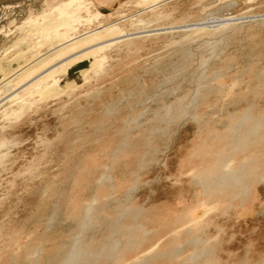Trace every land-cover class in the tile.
I'll use <instances>...</instances> for the list:
<instances>
[{
  "label": "rangeland",
  "instance_id": "rangeland-1",
  "mask_svg": "<svg viewBox=\"0 0 264 264\" xmlns=\"http://www.w3.org/2000/svg\"><path fill=\"white\" fill-rule=\"evenodd\" d=\"M48 20L105 35L0 88V264H264V0H0V60Z\"/></svg>",
  "mask_w": 264,
  "mask_h": 264
},
{
  "label": "bare ground",
  "instance_id": "bare-ground-1",
  "mask_svg": "<svg viewBox=\"0 0 264 264\" xmlns=\"http://www.w3.org/2000/svg\"><path fill=\"white\" fill-rule=\"evenodd\" d=\"M48 16H50V14L44 15L43 18L47 20L53 17L52 14V17ZM30 21L29 23H31ZM61 22L62 21L59 20H57V22L48 20L42 24H38V26L35 22V27H33V25H28V32L24 31L9 47H6L7 53H13L11 59L7 61L0 60V69L3 71V76L0 79V88H4L6 99L13 98L17 96L18 93H22L21 98L23 95H27L28 98L40 94L56 95L59 89H61L58 76L64 66L63 63H65L67 69V65L70 64V66H72L71 63L74 65L77 64L73 67L72 72L86 66L85 62L89 61L91 54L95 50L93 43L98 39L97 37H101L105 34L102 33V35L98 31H92L82 36H72L73 34L70 36L71 32L69 33V31L73 29L72 26L69 25L68 27L66 21L67 30L69 29V31L59 32ZM52 23L54 25H52ZM34 35L38 36V39L31 41ZM79 47L84 48L70 56L71 58L64 57V59H61L62 54ZM43 48H46L45 52H42ZM81 54L82 56H77ZM3 62L6 63L7 67L3 68ZM80 63H84V65L79 66ZM13 65L16 66L14 67Z\"/></svg>",
  "mask_w": 264,
  "mask_h": 264
},
{
  "label": "water",
  "instance_id": "water-1",
  "mask_svg": "<svg viewBox=\"0 0 264 264\" xmlns=\"http://www.w3.org/2000/svg\"><path fill=\"white\" fill-rule=\"evenodd\" d=\"M84 65V63H80V65L79 66H83Z\"/></svg>",
  "mask_w": 264,
  "mask_h": 264
}]
</instances>
